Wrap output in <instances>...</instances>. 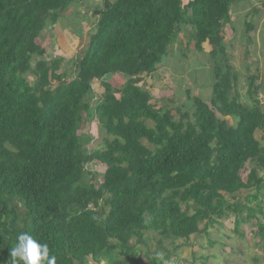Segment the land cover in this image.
<instances>
[{
    "label": "trees",
    "instance_id": "16d2710c",
    "mask_svg": "<svg viewBox=\"0 0 264 264\" xmlns=\"http://www.w3.org/2000/svg\"><path fill=\"white\" fill-rule=\"evenodd\" d=\"M76 1L0 0V264H12L21 233L47 244L56 264H144L142 253L163 264L149 258L146 233L163 250L162 241L188 240L229 214L237 233L256 219L264 243L256 217H264V147L255 136L264 138V103L257 75L249 104L240 102L224 42L238 0H103L86 50L69 62L73 75L58 73L60 58L32 69L45 55L41 31ZM186 29L197 51L210 48L212 92L209 102L192 96L191 111L177 108L175 119L140 84ZM93 81L103 88L95 103ZM93 117L105 148L89 152L78 130ZM92 162L105 167L101 183L86 179Z\"/></svg>",
    "mask_w": 264,
    "mask_h": 264
},
{
    "label": "rangeland",
    "instance_id": "374dc122",
    "mask_svg": "<svg viewBox=\"0 0 264 264\" xmlns=\"http://www.w3.org/2000/svg\"><path fill=\"white\" fill-rule=\"evenodd\" d=\"M102 1L77 0L69 7L71 9L54 23L56 24L54 27L42 30L36 43L44 49L45 55L33 57L31 68L33 69L35 63L41 58H45L46 61L60 58L61 65L58 73L65 71L73 75L69 62L77 60L86 50L90 36L97 26L98 18L92 16V13L102 5ZM263 2L264 0L234 1L230 8V21L225 23L224 27L227 63L232 71L238 74L235 91L244 105L249 104L247 102L248 78L253 75L258 76L256 84L260 89L257 98L264 103ZM248 23L251 29L246 34ZM190 34L191 29L182 31L161 65L157 66L151 76H142L140 84L141 88L150 94L151 103L156 104V107L170 109L175 119L179 117L176 113L177 108L191 111L192 96H198L206 102H209L211 98L213 83L211 70L215 64L209 53L210 48L204 44V50L197 51ZM27 80L32 82L34 77L30 74ZM103 80L112 87H120L123 84L120 79L105 78ZM91 87L92 101L95 103L101 100L103 88L99 81H93ZM147 125L152 126L148 122ZM78 134L87 151L92 152L105 148L106 134L95 117L84 120ZM255 136L264 147V138H261V134L257 133ZM143 144L150 147L146 142ZM104 171L103 165L92 162L86 166V179L92 178V182L101 183ZM248 171L247 166L240 175L242 180L246 178ZM247 194L248 191H241L237 194L242 203ZM245 216L246 213H244ZM256 217L264 224V217L259 214ZM233 221L234 216L229 214L213 226H208L206 232L192 235L188 240H175L174 243L162 241L163 250L156 246L159 238L153 233H146V237L149 238L147 247L149 258L151 255H157L160 262L163 260V264H264V243L256 235V219L242 224L238 233L234 230ZM203 228L204 223L199 225L200 230ZM130 242L135 243L134 240ZM139 246L141 248L143 245ZM165 256L167 259H164ZM141 258L144 264H153L144 257L143 253ZM89 264L106 263L105 261H90Z\"/></svg>",
    "mask_w": 264,
    "mask_h": 264
},
{
    "label": "clouds",
    "instance_id": "9594fccd",
    "mask_svg": "<svg viewBox=\"0 0 264 264\" xmlns=\"http://www.w3.org/2000/svg\"><path fill=\"white\" fill-rule=\"evenodd\" d=\"M10 256L12 264H56V257L50 256L48 245L38 243L28 233L18 235Z\"/></svg>",
    "mask_w": 264,
    "mask_h": 264
}]
</instances>
